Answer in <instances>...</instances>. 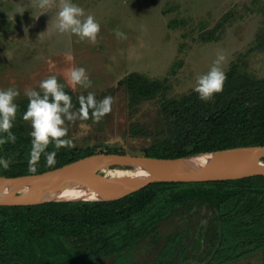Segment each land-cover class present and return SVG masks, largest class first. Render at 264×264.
<instances>
[{"label":"rangeland","instance_id":"rangeland-1","mask_svg":"<svg viewBox=\"0 0 264 264\" xmlns=\"http://www.w3.org/2000/svg\"><path fill=\"white\" fill-rule=\"evenodd\" d=\"M61 2L53 0L51 6L40 8L39 0H0V88L17 86L21 94L15 102L21 104L28 100L26 88L39 91V82L55 75L64 91H73L77 99L88 92L97 100L113 97L111 112L99 123L89 119L69 124L74 147L68 150L75 153L144 156L155 140L165 137L160 104L196 93V78L209 70L218 54L225 56L226 73L236 75L208 101L214 106L264 80V0H73L99 21L96 44L57 31ZM114 30L126 38H117ZM72 67H84L93 86L70 87L66 73ZM131 73L146 82L159 81L162 92L130 105L128 92L118 83ZM133 128L142 134L130 132ZM200 216L203 223L210 218L207 212ZM196 218L174 220L173 227L185 226V238L157 264L177 258L182 249L188 264H203L207 249L205 238L193 228ZM151 251L148 257L154 256ZM146 254L144 248H136L116 264H148ZM231 264H264V251Z\"/></svg>","mask_w":264,"mask_h":264},{"label":"trees","instance_id":"trees-1","mask_svg":"<svg viewBox=\"0 0 264 264\" xmlns=\"http://www.w3.org/2000/svg\"><path fill=\"white\" fill-rule=\"evenodd\" d=\"M226 75L223 90L236 74L229 71ZM118 85L128 92L130 105L154 99L163 89L159 81L146 82L133 73ZM65 92L79 108L74 92ZM17 105L12 129L16 142L0 146V156L10 158L12 163L6 170L0 168V176L40 174L93 155L68 148L56 150L49 144L48 151H57L56 163L48 166L42 154L35 172L30 171L31 129L22 119L28 100ZM159 112L165 123V137L144 151L146 157L177 159L264 145V80L252 83L241 95L221 105L214 106L192 93L181 101H163ZM130 132L142 134L137 128ZM204 212L210 218L203 223L200 215ZM194 215L197 220L193 228L205 238L203 264H231L264 251V176L154 183L110 202L0 206V264H116L136 248H144L148 264H157L185 238V226L173 227L174 220L186 217L189 222ZM150 251L156 257L154 254L149 259ZM186 255L182 249L177 258H165L160 264H188Z\"/></svg>","mask_w":264,"mask_h":264},{"label":"clouds","instance_id":"clouds-1","mask_svg":"<svg viewBox=\"0 0 264 264\" xmlns=\"http://www.w3.org/2000/svg\"><path fill=\"white\" fill-rule=\"evenodd\" d=\"M53 0H39L38 6L45 8L51 6ZM56 29L59 33L74 35L81 41L96 44L101 25L92 14H86L85 9L74 3L73 0H62L57 13ZM117 38L125 39L126 34L114 30ZM72 60L69 54L67 57ZM225 61L223 54H218L212 62L209 70L196 78L193 91L202 101L211 100L215 94L224 89L227 79L226 71L222 65ZM66 79L73 89L79 86L89 89L93 86L87 70L84 67H72L66 73ZM39 91L34 88H26L24 96L28 99V105L22 119L30 122L31 150L29 153V170L35 172V165L43 154L46 164L52 166L56 163L57 151H48L49 144L56 150L60 148H72L74 142L68 138L69 124L77 120L86 121L92 119L99 123L112 110L113 97L105 96L97 100L94 92L78 97L79 108L72 102V97L64 91V84L58 82L55 75L41 80ZM20 90L14 84L7 88H0V146L6 143H15L16 134L12 131L17 118L18 105L15 102L20 96ZM12 160L0 156V168L8 169Z\"/></svg>","mask_w":264,"mask_h":264},{"label":"water","instance_id":"water-1","mask_svg":"<svg viewBox=\"0 0 264 264\" xmlns=\"http://www.w3.org/2000/svg\"><path fill=\"white\" fill-rule=\"evenodd\" d=\"M243 157L264 160V145L211 151L177 159L93 154L40 174L0 176V189L5 191V196L0 199V206L110 202L154 183H201L264 176V167L249 171L236 170ZM189 159L192 160L179 164ZM120 166H140L147 169L148 173L129 177L111 185H103L98 183L97 179L84 177L90 167L111 170Z\"/></svg>","mask_w":264,"mask_h":264},{"label":"bare ground","instance_id":"bare-ground-1","mask_svg":"<svg viewBox=\"0 0 264 264\" xmlns=\"http://www.w3.org/2000/svg\"><path fill=\"white\" fill-rule=\"evenodd\" d=\"M192 159L186 160L185 162H181L179 164H185L190 162ZM260 167H264V160L258 159L256 157H243L237 167L238 171H249L253 169H257ZM87 169V168H86ZM148 173V170L143 167H125L120 166L115 169H102L98 167H90L85 172L84 177L97 179V182L100 184L111 185L116 184L126 178L133 176H142ZM5 196V191L0 189V199Z\"/></svg>","mask_w":264,"mask_h":264}]
</instances>
